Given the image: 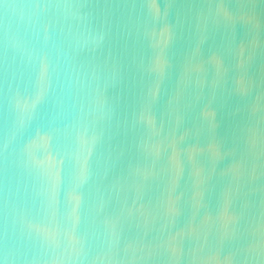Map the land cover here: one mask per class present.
Instances as JSON below:
<instances>
[{
  "label": "water",
  "instance_id": "water-1",
  "mask_svg": "<svg viewBox=\"0 0 264 264\" xmlns=\"http://www.w3.org/2000/svg\"><path fill=\"white\" fill-rule=\"evenodd\" d=\"M0 264H264V0H0Z\"/></svg>",
  "mask_w": 264,
  "mask_h": 264
}]
</instances>
